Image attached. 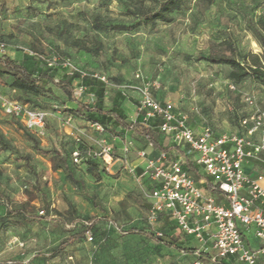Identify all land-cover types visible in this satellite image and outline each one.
I'll use <instances>...</instances> for the list:
<instances>
[{
  "label": "rangeland",
  "instance_id": "374dc122",
  "mask_svg": "<svg viewBox=\"0 0 264 264\" xmlns=\"http://www.w3.org/2000/svg\"><path fill=\"white\" fill-rule=\"evenodd\" d=\"M163 1L0 0V41L6 44L0 56L70 57L84 72L105 77L106 96L146 85L193 124L236 133L243 119L264 111V86L251 77L234 81L231 65L220 59L264 66V0H184L170 23L145 21L143 14ZM126 92L129 120L137 121L139 94ZM4 99L44 110L46 136L8 115ZM79 99L93 103L95 96L86 90ZM110 130L98 133L58 98H21L7 77L0 78V263L191 264L189 251L138 232H170L164 222L150 221L144 182L120 162L95 178L72 160L78 142L96 150L101 140L112 142L118 135ZM7 207L14 213L6 216ZM71 235L77 237L52 256Z\"/></svg>",
  "mask_w": 264,
  "mask_h": 264
},
{
  "label": "built area",
  "instance_id": "2783aa9c",
  "mask_svg": "<svg viewBox=\"0 0 264 264\" xmlns=\"http://www.w3.org/2000/svg\"><path fill=\"white\" fill-rule=\"evenodd\" d=\"M5 48L6 44L0 41V49ZM48 62L50 66L60 65L68 74L79 76V86L74 90L77 99L86 94L82 79L91 74L84 72L69 57ZM92 76L106 82L105 77ZM121 88L125 91L132 88L139 94L137 115L142 117L143 123L160 119L158 129L173 145L172 158L166 151H160L155 158L150 157L148 149H154V143L148 142L145 148L138 149L131 137L125 138L119 155L112 144L103 139L94 154L101 158L108 172L120 162L122 170L136 176L140 183L149 181L152 188L146 189V196L150 203V221L167 218L179 233L192 236L196 244L193 264H220L231 256H235L240 264H264V186L261 184L264 175H250L244 170L246 161L263 160L264 111L243 119V132L219 135L208 126L197 132L187 113L171 102L156 99L146 85ZM2 107L27 130L40 137L46 136L47 113L44 110L5 99ZM92 126L98 133H105L102 124L95 122ZM260 130L261 141L257 142L253 137ZM133 153L144 161L143 165L130 159ZM73 156L76 162L82 161L78 151ZM189 160L219 187L223 195L221 200L200 186L185 168ZM251 236L256 245L251 243ZM88 238L93 240L90 234Z\"/></svg>",
  "mask_w": 264,
  "mask_h": 264
},
{
  "label": "trees",
  "instance_id": "16d2710c",
  "mask_svg": "<svg viewBox=\"0 0 264 264\" xmlns=\"http://www.w3.org/2000/svg\"><path fill=\"white\" fill-rule=\"evenodd\" d=\"M183 4L184 0H164L159 9L146 12L143 14V18L147 22L160 21L170 23L173 20L172 14L181 10ZM48 60L32 52L21 59L3 54L0 56V78L7 77L9 86L16 90L21 98H24L25 95L35 97L48 95L58 98L71 115L85 117L92 123H100L105 127V132L111 129L112 133H116L120 137H124L127 133L133 135L131 138L135 140L134 142L138 149H143L148 142H153L157 154L160 151H166L172 158L173 145L167 142L166 136L158 129L159 118L152 119L147 124L143 123L141 116H139L141 119L138 118L137 121L129 120L126 109L128 94L125 90L119 88L106 96L105 82L88 75L82 79V84L87 88L88 92L95 96V99L93 103L84 102L77 99L74 95V86L79 76L77 74H68L67 70L60 65L50 66ZM220 61L231 65L230 77L234 81L240 82L251 77L264 86V66H261L258 60H255L252 64L248 61L240 62L231 58H222ZM19 101L29 105L27 102ZM0 139H2L1 133ZM76 151L79 152L82 160L80 164L87 168L90 175L100 178L103 173L107 174L108 170L103 165L101 158L94 154L96 149L78 142L72 151V160H74L73 154ZM43 153L49 155L51 152L43 151ZM55 155L58 156L57 153ZM61 159L65 163L63 158ZM185 168L206 191L216 196L218 200L223 198L219 187L213 183L210 177L200 171L199 166L195 162L189 160ZM201 180H203V183L200 182ZM144 183L146 189L150 190L152 188L147 179L144 180ZM146 207L150 208V203L146 204ZM13 213L14 211L7 207L6 216ZM164 219L168 220L167 218ZM89 229L87 227L81 234H85ZM168 230L170 232L158 235L144 231L138 232L157 243L165 244L179 251H189V253L195 254L196 244L192 236L181 233L176 235L173 233L175 229ZM75 237L77 236L71 235L66 241L52 248L51 255L57 256L64 247L72 243ZM220 264L240 263L235 256H231L229 259H223Z\"/></svg>",
  "mask_w": 264,
  "mask_h": 264
},
{
  "label": "crops",
  "instance_id": "0c3cea01",
  "mask_svg": "<svg viewBox=\"0 0 264 264\" xmlns=\"http://www.w3.org/2000/svg\"><path fill=\"white\" fill-rule=\"evenodd\" d=\"M13 57V56H12ZM16 91V90H14ZM190 124L192 126V128L194 130H196L197 132H201L202 129L204 128V126H198V125H195L193 124L191 121H190ZM243 132L244 129L242 128L241 126V129L238 130L237 132ZM216 132V131H215ZM217 134H222V133H219V132H216ZM133 135H130L129 133L125 134L124 137H113V140L112 142L110 141L109 143L112 144L113 148H114V151L116 154H121L122 153V147H123V143H124V140L126 137H132ZM255 139V141L257 142H260L261 141V137L260 138H257L256 137V134L254 135L253 137ZM260 139V140H259ZM151 149V148H149ZM148 153H149V156L152 157V158H155L157 156V150L154 148V149H151L150 152L148 150ZM132 160L134 161L135 164H138V165H143L144 161L143 160H140L138 158H136V155L135 157L132 158ZM261 166H264V154H263V160L261 161H256V163H253V161H246L244 163V170L247 174H250V175H256V174H263L264 175V169L261 168ZM261 184L264 186V178L262 179L261 181ZM160 222H164V224L166 225V227L170 230H174L176 228L175 224L170 222V221H166L164 218H161ZM178 231V230H177ZM251 243L253 245H256V240L253 238V236H251ZM193 259L191 260V264L194 263L195 259H196V255L193 254ZM17 263L16 264H26V262H21V261H16ZM0 264H4V263H0Z\"/></svg>",
  "mask_w": 264,
  "mask_h": 264
}]
</instances>
